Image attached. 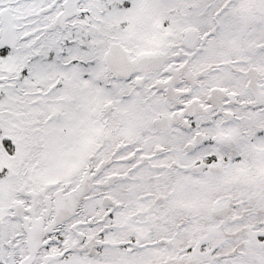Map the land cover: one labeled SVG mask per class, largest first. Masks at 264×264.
<instances>
[{
	"label": "snow or ice",
	"instance_id": "obj_1",
	"mask_svg": "<svg viewBox=\"0 0 264 264\" xmlns=\"http://www.w3.org/2000/svg\"><path fill=\"white\" fill-rule=\"evenodd\" d=\"M0 264H264V0H0Z\"/></svg>",
	"mask_w": 264,
	"mask_h": 264
}]
</instances>
